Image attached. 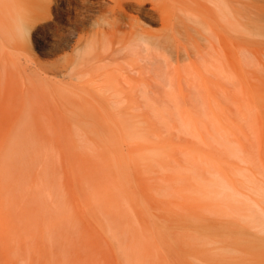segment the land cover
<instances>
[{
    "label": "rangeland",
    "instance_id": "1",
    "mask_svg": "<svg viewBox=\"0 0 264 264\" xmlns=\"http://www.w3.org/2000/svg\"><path fill=\"white\" fill-rule=\"evenodd\" d=\"M56 1L59 3L58 6H62L64 3V0ZM72 1L78 2L79 0ZM30 2L32 1L29 0L25 3L27 6H31L34 9V4ZM104 2L106 6L113 5L109 0H104ZM28 13L30 12L28 11ZM85 13V22L82 24L79 23L77 26L81 30L67 24L63 19H58L54 14L50 16L47 15L45 20L41 19L42 21L40 20L41 23H39L40 25L36 28L35 33L42 34L43 32L50 33L52 31L56 32L57 35L52 37L54 38V41L50 38L48 39V36L46 37V41L48 43L51 42L52 45H43V42L36 37L37 35L32 37L30 42L32 56L36 60L38 59L42 62H55L59 58L75 53L74 40L76 39L75 36H77V34H85L87 37H92L93 31L91 30V23L96 20H99L103 25H106V21L103 17L105 12L96 10ZM163 14H165V0H147L142 9H132L131 5L123 7L120 26L115 27L116 29L111 31L105 27L107 31L100 36V40L101 42L103 41L102 44L105 42H109V44L100 45V48L104 46V48L108 47V49L111 50L112 48H115L117 44L120 43L122 45L124 41L127 42V37L130 38L131 36L133 41L144 40L146 38L145 40L147 41L144 40V42L148 43L144 44L143 41H139L142 42L143 45H140L142 43L139 42L138 44H133V46L135 45L138 47V50H132L134 52L137 51V55H134L133 57L130 53L131 50L128 52L130 49L128 44H131L132 40L128 41V50L125 48L131 57L125 54L128 56H125V58L124 50H120L121 53H119V51V54L114 52L117 48L119 50L121 45H118L115 50L112 49L111 52L109 50L111 56L113 55L112 58H115L117 55L118 57L115 59L116 61L113 59V62L115 61L114 63L112 62L110 65L106 64L104 70V63H109L110 60V54L107 53L109 59L105 57L106 62H104L105 58L103 56H106V54H104L105 49L100 53L102 55V58L100 57L103 60L100 59L102 62L99 60V62L97 61L98 63H95V60H92V56L91 58L88 56L92 60V63L94 61L93 65H95V68L91 64L88 66V62L86 61V68L92 66L91 68H87L90 70V73L88 70H85L86 68L83 69L84 67L82 68V71L77 72L80 77L86 74L84 78H91L92 85L91 83L89 84V94H85L88 103L86 104V101L80 102V106L76 108L75 111H73V109H71L73 112L69 111L70 109L65 111L61 108L58 112V110L55 109V104L67 100L70 95L66 96L64 93L63 95L58 91L56 93L53 92L59 84L56 79L59 81L63 78H61V76L53 75L54 78L57 77L54 79L53 77H50L52 76L51 74L46 75L48 77H44V80L42 79L43 81L41 80L43 76L38 77L40 79L39 85L44 88L41 89L46 91L45 96H35L31 100L24 99L22 101L23 104L20 102V105L14 106L0 103V108L2 107L0 109L1 254H12L13 247H41L44 249L46 248L45 250L49 252L58 251L62 253L68 247H75V249H89V251H91L98 259H101L110 254V250L112 249L110 247H113V251L116 253L115 250L119 251V248L116 247H137L140 244L137 242L139 241L138 239H142L141 244H144L145 246L141 245V247H146V244L150 247V255H152L150 256V264H264V245H262V247H245L244 244H236L237 246L228 245L226 247H212L215 244L220 245L222 243L220 240H215L214 242L211 239L210 243L207 244V247H202V234H198L193 230L194 225L197 224L195 221L196 216L203 222H209L212 224L215 227L214 232L219 229L221 221L226 219V217H220L222 215L218 214L222 211L224 205L217 206L214 204L215 207L213 205L204 204L200 199L196 201L197 198L195 197L197 193L195 194L193 191L195 188V191H198L199 184H196L198 178L201 179L199 181H202L203 177H205L204 179L206 180L207 178L208 180H214L213 178H215V174L216 176L218 174H214L216 170L218 172L222 169L227 173L229 172V167H231V169L234 167V170H236L237 167L243 168L245 162L242 161L244 160L242 158L245 157V153L242 145L247 143V138H250V136L252 139L254 138L253 141L255 144V162L253 163V166H258L255 167L257 174L259 173L258 176L262 173L260 177H264V150H262L263 163L258 159V142L260 138L261 140H264V130L261 128L258 130L257 126H253L250 121L243 122V119L248 120V118L245 105L244 108L242 107L244 104L242 101L240 103L237 102L236 105L233 104V102L230 104L229 99L228 105L226 103L228 100L225 98H222L225 103L221 100L216 102L209 99L211 95H209L205 89H198L199 86L195 84V81H197L195 78H198V76L195 78L191 77L189 69L192 71V68L186 67L185 63L181 61L179 56L181 26L177 23H168L164 20ZM45 15L46 14H44V16ZM127 16L136 18L140 23V26L145 28V33L142 35L134 34L137 31L135 29L136 27L133 28V25L132 27L130 26L131 24ZM72 28L75 31H73ZM131 30H134L132 35ZM71 31L73 32V35L70 34L72 33ZM63 33L66 34L63 35ZM106 39H110L111 42L106 41ZM119 40L122 41L118 42ZM63 41L67 44H64ZM110 43H112V45ZM133 59L135 60L132 61ZM179 62L182 63L181 69L185 66L183 71L179 69ZM113 66L115 69L117 67V70L120 71L118 75L120 73L121 75L128 74L126 76H121V78L120 76H114L116 74H110L118 72L112 68ZM108 68L112 70H109ZM124 68H127V70L132 69L133 71L129 70L131 71L130 74V72H126L127 70L125 69V73L124 71H121L124 70ZM105 69H108V75H113L116 78L112 79V77L110 78V75L107 76V73H105L107 71ZM184 69L186 71H184ZM84 70L85 72H83ZM100 70L102 71L100 72ZM94 72L96 73L95 75ZM182 72H184V75ZM185 72H187L186 75ZM193 73L196 74V72ZM104 74H106L105 77L103 76ZM99 75H101V78H98L100 77ZM71 76L72 77L70 78H72V82H76V80H78L77 78H79L76 73ZM96 76L99 80L102 81L103 79V81L107 82H104L103 86H107L108 88L105 87V89H103V86L99 84ZM128 76H130L129 79L127 78ZM188 76L191 78H189L190 80H188ZM74 77H76V79ZM117 77L120 79L115 80ZM93 78L95 79L93 80ZM131 78H134L133 82ZM114 80L118 82L121 80L119 83H122L123 81L125 84L122 83L124 90H122V86L116 87L117 82L115 84ZM126 80H131L130 82L134 84H132V88L137 84V87L134 88L135 90L130 87V83L126 84ZM184 80L187 81V83H185ZM193 82L195 83L192 85L193 87L195 86V89H197L198 92L192 87L191 83ZM111 83L114 84L112 85ZM93 85L96 86V89ZM110 85L113 88H111ZM188 85L191 86L189 87ZM129 87L133 90V93H130L131 91L129 90ZM1 88H5V90H1ZM1 88L0 94L2 97L6 98V101L15 97L16 94H19V88L17 90L13 87L7 88L1 86ZM98 88H100L99 91ZM114 88H116L117 91L119 88L121 90L119 89L117 93H113L116 92V89L114 90ZM10 89L12 92H10ZM202 89L206 92H203ZM110 90L113 91L111 92L113 95L115 94L116 97L111 94ZM7 91L10 95H7ZM199 91H201L203 95H201ZM128 92L129 94L127 96ZM107 93L112 96H107ZM198 94L202 96V98L206 96V103L200 101L197 97ZM89 95H91L94 100H92L91 97L89 98ZM119 95H122V97L123 95H126L129 98L128 102L126 96L120 98ZM131 95H134V98H136V101L133 100L134 98L132 99L135 101L132 102L133 104L130 99ZM143 95H145V100H143ZM112 97H114L113 100H116L115 98L118 100L125 99L123 100L125 101L124 103L121 100L122 103L117 100V106L120 103L122 106L123 104L124 106H129L128 108L127 106L122 108L123 113L120 111V107H122L121 105H119L120 109L117 106H114V108L117 109L116 111L122 114L121 116L120 113H116V111H114L115 109L112 108V105L114 104L112 103L113 100L111 102ZM146 97H148V99H146ZM108 99H110L109 102L107 101ZM95 101L97 103H95ZM24 102L26 104H24ZM110 102L112 103L111 105ZM209 102H214V104L212 103L214 107H212ZM130 104L132 107H130ZM48 106L49 108H47ZM126 108L128 109L127 112L129 114L132 115L133 113L134 115H132L131 119H128V117L130 118V115L124 117L125 119L122 118L125 116L124 113L127 110ZM48 109H50V113L48 112ZM130 109H132V111ZM87 111L90 113H87ZM12 112L15 113L16 116L18 115V117L14 116L15 114ZM104 112H106V116L103 114ZM243 113L245 115H243ZM95 115L96 117H94ZM118 115L120 117H118ZM23 116H25V118ZM36 116L39 117V120ZM22 117L25 119V122L22 120ZM41 118H44L43 123H41ZM18 119L19 123H21L20 125H17L19 124ZM48 121L52 124L46 125ZM130 122L131 125L128 126ZM242 122L243 124H246L243 125ZM25 123L27 124L25 125ZM22 124H24V126H22ZM28 124L29 126L31 125L30 128L28 127ZM48 125H50L48 128H50L51 125H53L54 128H52V130L50 129L47 133L48 130L46 127ZM17 126H19V128ZM20 126L22 129L25 127L28 133L25 134V131H22L24 133L22 134L20 130L21 134L18 133V129H21ZM218 127H220V129H218ZM226 127L230 131L226 129ZM75 128L82 129V132L78 130L77 133ZM15 129H17V131ZM74 129L76 130V133H74ZM115 129H117V131ZM213 129L217 131L215 133L222 134V136L223 133L221 129L223 130L228 142L223 140L226 143L221 141L223 142L221 145L224 143L229 146L231 145V147L223 145L228 150L217 145V147L220 146L218 147V150H225L224 156L222 155L223 153H221L222 156L218 153L220 151L217 152L216 147L215 149H210V147L220 144L218 141V143H215L216 140L214 141V139L217 138H213L212 141L204 139V137L209 135L210 131ZM241 129L243 132L240 131ZM248 129L254 130H250L251 133H249V136L247 133ZM36 130L39 132L37 135L35 134L37 132ZM228 131V134H231L230 136H233L234 139L230 136L228 137ZM83 132L84 139L83 137H80ZM237 132L239 135H237ZM212 133L210 135H212ZM241 133L243 136H240ZM17 134L18 136L20 135V137H18ZM234 135H237L236 137L240 136L241 138L239 137L235 139ZM214 136L216 137V135ZM207 137L208 139L212 138V136H206V139ZM217 137H220V135ZM242 137L244 138L242 139ZM80 138L83 140H80ZM169 138L173 140H170ZM225 138L221 137L218 140ZM238 139L240 141L235 142ZM91 142H93L95 147ZM231 142H234V144ZM140 144L146 145V148L133 151ZM237 147H239L238 153L241 150L239 154H244V157L242 156V158H239L241 155L236 153L237 151L234 152ZM94 150L97 151L95 152ZM214 151L217 155L216 153H213ZM228 152H230L231 155H229ZM209 153H211V155ZM212 153L215 155L214 157ZM234 153H236L238 157L236 155V157H234ZM204 154L207 155L205 156ZM225 154L227 156L229 155V159ZM95 156L98 158H95ZM230 156L239 158L240 161ZM162 158L164 159L162 160ZM172 159L177 161V164L179 165L176 166L175 164L176 167L174 165L171 166L173 162L175 163ZM167 164L168 168H166ZM213 164L214 167L212 166ZM177 176L180 177L178 178ZM185 177L193 178H188L187 180ZM175 178L178 180V182L175 181L177 185L173 182L174 180H172ZM193 183L198 186L194 187L195 184ZM114 184H116V186ZM188 184L192 185L194 188L191 187L190 189V185L188 186ZM182 187L183 191L181 189ZM190 190L191 193H193L192 195H190ZM171 191L172 193H170ZM14 193L16 195H14ZM198 193V195L201 196L203 194H200L199 191ZM32 199H34L33 202L31 201ZM34 202L37 204H34ZM143 204L144 209L142 207ZM209 206L212 207V209ZM217 207L220 209L217 210ZM39 209L42 212L39 211ZM211 210H215L217 213H214ZM202 212L205 213V215ZM147 213L149 217L147 216ZM43 221L44 224H47L46 226L41 225ZM151 222H153V224ZM149 223L151 225H149ZM150 226L151 228L153 226L154 231H152L153 229H151ZM138 231L141 232L139 233ZM160 231H162L163 234H160ZM250 231L254 234L253 236H255V239L257 237L264 238V233H256L254 228H250ZM137 232L144 237V241ZM197 236H200L201 239H197ZM156 242L158 244H156ZM192 242H195L196 244L194 245ZM151 248H154L155 251Z\"/></svg>",
    "mask_w": 264,
    "mask_h": 264
},
{
    "label": "bare ground",
    "instance_id": "2",
    "mask_svg": "<svg viewBox=\"0 0 264 264\" xmlns=\"http://www.w3.org/2000/svg\"><path fill=\"white\" fill-rule=\"evenodd\" d=\"M26 1H29V0H0V88H1V86L7 87V88L13 87V88H15V90H17L19 88V91H18L19 94L18 95L16 94L15 97H13L7 101L5 100L6 98L2 97V95L0 94V103H2V104L6 103L8 105L14 106V105H20V102L23 104L22 101L24 99L31 100L35 96H40V97L45 96L46 91L43 90L44 88L39 85L40 79L38 77L43 76L41 78V80L42 79L44 80V77H48L46 75L51 74L52 75V76H50L51 78L52 77L54 78V76H61V78H63L59 81H58V79H56L57 82H59V84L57 85L55 91H53V92L56 93L58 91L60 94L64 93L66 96L70 95V97L67 100H64V101H61L60 103L55 104V109L58 110V112L60 111L61 108H63V110H65V111H68L70 109L69 111L73 112V111H75L76 108H78L80 106L79 105L80 102L86 101L87 97L85 96V94H87V95L89 94L88 87H89V84L91 83V78H84V76L86 74H84L83 72H85V70H88V72H89L90 70L87 68H91L92 66L86 68V66H87L86 61L88 62V66H89V64H91V65L94 64V61L92 63L93 59L95 60V63H98L99 60L102 58V55L100 53H102L104 51V49H105V52L107 49V52L106 53L104 52V54H106V56L104 55L103 57L108 58L107 56H109V55H107V53L110 54L112 49L115 50L116 47H118V45L119 46L121 45L119 43V44H117V46L115 48H112L111 50L108 49V47L104 48V46L100 48V45L109 44V42H105V41H104L105 43L102 44L103 41L101 42L100 36L105 34L107 29H110V31H111L113 29H116L115 27L120 26L121 13H122V9L124 6L131 5L132 9H134V8L142 9L147 0H109L113 3V5H108V6L105 5L104 0H94V1L93 0H79L78 2L72 1V0H64L63 1L64 3L62 6H58L59 3L56 0H31L32 2H30V3L34 4V6H35L34 9L31 6L30 7L27 6L25 3ZM96 10L97 11L100 10L101 12H105V15L103 17H104V20L106 21L107 26L103 25L101 22H99V20H96L95 22L91 23V30L93 31V35L91 34L92 37H87V36H85V34H77V36H75L76 39L74 40V50L76 51L75 53H72V54L65 56L63 58H59L55 62H42L38 59L36 60L32 56L31 51H30L32 48L31 44H30L32 37H35V35H37L36 37L39 38L43 42V45L44 44L52 45L51 42L48 43L46 41V37L48 36V39L50 38L51 40L54 41V38H52V37L57 35L56 32H52V31L50 33H46V32L42 31L43 32L42 34L41 33H35L36 28L40 25L39 23H41L40 22L41 19L45 20L47 15L50 16V15L54 14L58 19H63L65 22H67V24L74 26V28L76 27L77 29H80L77 26L79 23L82 24L83 22H85V20H86V17H85L86 13L85 12L96 11ZM28 11L30 13H28ZM44 14H46V15L44 16ZM163 16H164V20H166L168 23H171V24L177 23L181 26V27L179 26L181 28V44H180V49H179V53H180L179 56L181 58V61L185 63L186 67H190V68H192V71L194 70L193 72H196L197 75L194 74L189 69V71L191 72V74L189 73L191 75V77L195 78L196 76H198V78H195L197 81H195V79H194V81L196 83L193 82V83H191V85L192 84L194 85V83H195V84H197V86H199V88L196 87L199 90L201 88L205 89L209 93V95H211L209 99L210 100L212 99L213 101H216V102H219L220 100L223 101L222 98H225L227 100L229 99L230 104L233 102V104H235V105L237 104V102L240 103L242 101L244 103L242 107L244 108V105H245L246 115L248 118V120L243 119V122L250 121L253 126H257L258 130H260V128L264 130V0H165V14H163ZM127 17H128L129 22L131 24L130 26L132 27V25H133V28L136 27L135 29L137 30L135 33H134V30H131V35L133 33L134 34H140V35L145 33V31H146L145 28L140 26V23L138 22V20L136 18L129 17V16H127ZM105 27L107 29H105ZM72 30H73V28H72ZM73 31H75V30H73ZM68 32H70V31H68ZM82 32H83V30H82ZM64 34H66V33H63V35ZM70 34L73 35V32ZM131 37L130 38L127 37L128 41L132 40ZM134 37H133V39L135 40L136 37L135 38ZM141 37H143V36H141ZM139 39H141V38H139ZM70 40H71V38H70ZM144 40H135L136 42L132 40V42H131L132 45L128 44V41L127 42L124 41V43L119 47V50L117 48V50L114 52L119 54V53H121L122 50H124L126 52V53L124 52V57L125 56L131 57L128 54V52L131 50L130 53L133 57L134 55H137V51L134 52L132 50L133 49L138 50V47L135 45L133 46V44H136V43L138 44L139 41L144 42ZM106 41L111 42L110 39H108V40L106 39ZM120 41H122V40H119L118 42H120ZM145 41H147V40H145ZM63 43H64V41H63ZM139 43H142V42H139ZM146 43H148V42H144V44H146ZM64 44H67V43H64ZM110 44L112 45V43H110ZM127 44L130 46L129 50H128L129 46H127ZM140 45H143V43ZM45 46H47V45H45ZM105 46H107V45H105ZM125 48H127L128 52L125 50ZM109 50H110V52H109ZM114 52H113V54H114ZM117 54H115V55H117ZM125 54H127L128 56ZM88 56L90 58L92 56V60ZM112 56H111V54L109 56L110 60H112V61L109 60V63H104L105 65H103L104 66L103 70H104L106 64L110 65V63L113 62V59L115 60L118 57V55L115 56V58H112ZM120 56H122V55H120ZM106 58L104 59V62H106L105 61ZM134 60L135 59H133L132 61H134ZM180 62H179V65H180L179 69H181V66H182V63H180ZM94 66L95 65H93V67ZM100 66H102V65H100ZM82 68L83 69L86 68V69L83 72H81L84 74V76L81 75L82 77H80L77 72L82 71ZM112 68L115 69L114 66ZM119 68H121V67H119ZM183 68L181 69L182 71H183ZM108 69H105V70L107 71ZM122 69H123V67H122ZM125 69L127 70V68H124V70H121V71L125 72L126 71ZM186 69H188V68H186ZM98 70H99V68H98ZM109 70H112V69H109ZM115 70H117V67ZM129 70L133 71L132 69H128L126 72H128ZM101 71L102 70H100V72ZM131 71H129L130 74H131ZM184 71H186V70L184 69ZM108 72L109 71L105 72V73H107V76H109L110 74H116L114 76H120V78H121V76H126L128 74L125 72L126 75L125 74L121 75V73L118 75V73L120 72V71H118L117 73L116 72L110 73L108 75ZM75 73L77 74V76L79 78H77L78 80H76V82H72V78H70V77H72L71 75L75 74ZM182 73L184 75V72H182ZM186 73L187 72H185V75H186ZM95 74L96 73L94 72V75ZM192 75H194V76H192ZM88 76H86V77H88ZM99 76L100 77H98V78H101V75H99ZM103 76L105 77L106 74H104ZM114 76L110 75V78L111 77H112V79L116 78ZM130 76H128L127 78L129 79ZM76 77H74V78L76 79ZM55 78H57V77H55ZM67 78L69 79V81ZM81 78H84V79H81ZM96 78H97V76H96ZM98 78H97V80H98L99 84H101L103 86L104 85L103 83L105 81H103V79L101 81ZM120 78L117 77V79H115V80H118ZM189 78L190 77L188 76V80L191 79V78L190 79ZM65 79H67V80H65ZM70 79H71V81H70ZM94 79L95 78H93V80ZM107 79H109V78H107ZM133 79H132V82H133ZM198 79H199V81H198ZM181 80L183 81L182 78H181ZM185 80H187V79H185ZM185 80H184V82L187 83L188 80L187 81H185ZM130 81L131 80H129V81L126 80V82H127L126 84L130 83L131 85L130 84L129 85L131 87L133 83ZM110 82H111V80H110ZM116 82L119 85H117ZM119 82H121V80H119ZM119 82L118 81L114 82L116 84V87L122 86L121 88H123L124 82L122 81L123 84L119 83ZM190 82H192V81H190ZM105 83H107V82H105ZM114 83H111V84L113 85ZM142 83H144V82H142ZM99 84H97V85H99ZM41 85H43V84H41ZM91 85H92V83H91ZM95 85H93L94 88L96 87ZM101 85H99V86H101ZM108 85H109V83H108ZM136 85L137 84H135V87L133 86V88L132 87L131 88L132 89L136 88L137 87ZM144 85H146V84H144ZM148 85H149V83H148ZM191 85H188V86L190 87ZM193 85H192V87H193ZM105 87L108 88L107 86H105ZM105 87L103 86V89H105ZM130 87H129V90L131 92L129 90L128 91L130 93H133L132 92L133 90H131ZM41 88H43V89H41ZM100 88H98V91ZM111 88H113V87L111 86ZM193 88L195 89V86ZM115 89L116 88H114V90ZM119 89H118V91H119ZM203 89H202V91L206 92ZM1 90H5V88L4 89L1 88ZM112 90H110V92ZM122 90H124V88ZM195 90H197V89H195ZM118 91L116 89V92H113V93H117ZM10 92H12L11 89H10ZM112 92H111V94L113 95ZM129 92L127 93V96L129 94ZM197 92H198V90H197ZM199 92L201 93V95H203V93L201 91H199ZM2 93H3V91H2ZM109 93H107L108 94L107 96H109V97L112 96V95H109ZM199 94L197 95V97L200 99V101H204L206 103V101H205L206 96L203 97L204 98V100H203L202 96H200ZM7 95H10V94H8V91H7ZM113 96L116 97L115 94ZM125 96L126 95H123V97H122V95H121L120 98H124ZM127 96H126V99L128 98ZM144 96L145 95H143L142 97H144ZM1 97H2V99H1ZM88 97L90 98L91 95H89ZM114 97H112L111 102L114 99ZM133 98H134V95H131L130 96L131 103L136 101L135 100L136 98H134V99ZM91 99L94 100L92 97H91ZM115 99L116 100H113V102H112V103H114L112 105V108H114V106H117L116 102L118 99L117 98H115ZM132 99L135 101H133ZM137 99H139V98H137ZM146 99H148V97H146ZM109 100L110 99H108L107 101L109 102ZM120 100L121 99H119L118 101H120ZM123 100H125V99H122L121 101H123ZM128 100H129V98L127 99V102H128ZM143 100H145V97ZM229 100H228V102L226 101L227 104L229 103ZM111 102H110V105L112 104ZM120 102H118V103H120ZM124 102L125 101H123V103ZM234 102H236V103H234ZM87 103L88 102L86 101V104ZM95 103H97V102L95 101ZM121 103L119 105H121ZM209 103L211 104L212 107H214L212 105V103L214 104V102H209ZM223 103H225V102L223 101ZM24 104H26V103L24 102ZM28 105H30V104H28ZM119 105L117 106L118 108H119ZM123 106H124V104H123ZM123 106L120 107L121 108L120 111L122 113H123L122 108H125L127 105L124 107ZM128 107L129 106H127V108ZM130 107H132L131 104H130ZM47 108H49V106ZM238 108H239V106H238ZM71 109H73V111ZM114 109H115L114 111L117 110L116 108H114ZM15 110H16V108H15ZM48 110L47 111L50 113V109H48ZM100 110H102V109H100ZM130 110L132 111V109H130ZM127 111H128V109L124 113L125 116L122 117L123 119H125L124 117H127L129 115H130V118L128 117V119L132 118L133 113L130 112V113H132V115H131ZM214 111H216V110H214ZM88 112L89 111H87V113ZM16 113H17V111H16ZM105 113L106 112H104L103 114L106 116ZM116 113H120V112L116 111ZM218 113H220V112H218ZM13 114H15V113H13ZM32 114H33V112H32ZM220 114H222V113H220ZM220 114H218V115H220ZM107 115H108V113H107ZM115 115H117V114H115ZM121 115L122 114L120 113V116ZM243 115H245V114L243 113ZM14 116H16V114ZM87 116H88V114H87ZM120 116L118 115V117H120ZM16 117H18V115ZM23 117L25 118V116H23ZM23 117H22V120L24 121L25 119H23ZM94 117H96V115ZM137 117H138V115H137ZM215 117H214V119H215ZM241 117H243V116H241ZM37 118L39 120V117H37ZM122 118H120V119H122ZM30 119H31V117H30ZM40 120H42L41 123H43L44 118L43 119L41 118ZM3 121H5V120H3ZM143 121H144V119H143ZM143 121H139V122H143ZM28 122H30V121H28ZM93 122H95V121H93ZM93 122H91V123H93ZM109 122H110V119H109ZM243 122H242V124H243ZM18 123H19V119H18ZM27 123H25V125ZM20 124L21 123H19L17 125H20ZM47 124H52V123H49V121H48V123H46V125ZM218 124H220V123H218ZM244 124H246V123H244ZM87 125H89V124H87ZM111 125H112V122H111ZM129 125H131V122L128 124V126ZM22 126H24V124H22ZM49 126L50 125H48L46 127L48 130L47 133L49 132L50 129L52 130V128H54L53 125H51V127L48 128ZM132 126H133V123H132ZM17 127L19 128V126H17ZM28 127L30 128L31 125L29 126V124H28ZM43 127H45V126H43ZM26 128H27V126H26ZM146 128H147V125H146ZM214 128H215V126H214ZM23 129H22V127H21V129H18V133H20V131L22 134H24L22 131H25V134L28 133V131H26L27 129H25V127H23ZM34 129H36V128H34ZM75 129L73 130L74 133H76V130H77V133H78V130H80V131L82 130V129H76V130ZM88 129H90V128H88ZM91 129H93V128H91ZM218 129H220V127H218ZM226 129H228V128L226 127ZM15 130L17 131V129H15ZM115 130L117 131V129H115ZM213 130L210 131L209 135H206L209 137L212 136V138L208 139V137H207V139H206V136L205 137L203 136V137L207 141L208 140L212 141L213 138H217V139H214V141L216 140L215 143L220 142V144H216L215 146L210 147V149H212V148L215 149V147H216L217 152L220 151L218 153H220V155H221V153H223L222 155L224 156V153H225L224 151L227 149L225 146L231 147V145L229 146V145L225 144L226 143L225 141H227V139L225 138L226 136H225L222 129H221V131L223 133V136H222V134L215 133V132H217L215 130L213 132ZM250 130L248 129L249 132L247 131L248 136H249V133H251ZM80 131H79V133H80ZM118 131H119V128H118ZM218 131H220V130H218ZM229 131L227 132V134L229 133ZM240 131H242V129ZM251 131H254V130H251ZM29 132H30V130H29ZM44 132H45V130H44ZM37 133L39 134L38 131L35 134L37 135ZM211 133H212V135H210ZM218 133H220V132H218ZM118 134H119V132H118ZM83 135H84V132H83L82 136L80 135V137H83ZM214 135H216V137ZM218 135H220V137H217ZM230 135L231 134H228V137ZM237 135H239L238 132H237ZM241 135H242V133L240 134V136ZM17 136H18V134H17ZM236 136H235V139L240 137V136L239 137H236ZM18 137H20V135ZM21 137H23V136H21ZM167 137H169V136H167ZM221 137H224L225 139L218 140ZM230 137L233 138V136H230ZM122 138H123V136H122ZM232 138H231V140L233 141L234 138L233 139ZM243 138L244 137H242V139ZM83 139H84V137H83ZM83 139L80 138V140H83ZM132 139H131V141H132ZM253 139L250 136V138H247L248 141L246 144L242 145L240 143L242 145L243 151L245 153V157L243 156L244 154L243 155H241L242 153L239 154L241 152L240 149H239L240 152L238 153V148L240 146L235 148L236 150L233 149L234 152L237 151L236 153L241 155L239 158H242V156L244 157V158H242V159H244L242 161L245 162V166H244L245 168L244 167L243 168L237 167L236 170H234L233 169L234 167H232V169H231V167L228 166L229 172H227V173L224 172V170H222V169H220L218 172L215 169L216 171L214 172V174L215 173H218V174H217V176L215 174V178H213L214 180H208L207 177H206L207 178V180H206V179H204L205 177H203V180H202L203 182L199 181V180H201L199 178H198L197 182L195 181L196 184L197 183L199 184V186L197 185L199 187L198 191L200 192V194L203 193L202 196L198 195L199 194L198 191L197 192L195 191L196 188L194 189V191L192 189L193 193H195V194L197 193L196 197L194 195V197L197 198L196 201H198L200 199L206 205H213V206H215L214 204H216L217 206L224 205L222 208V211H220V213H218V214L222 215L220 217H226V219H223L221 221V224L219 225L220 226L219 229L215 230V232H214L215 227L212 224H210L209 222H203L200 218H198L196 216L195 221L197 222V224L194 225L193 230H195L198 234H202V236H203L202 239L200 236H197V239L198 238L201 239V242L203 243L202 247H207V244L210 243L211 239L214 242H215V240L216 241L220 240L222 243L220 245L215 244L212 247H226L228 245H236V244H244L245 247H262V245H264V238L263 237H261V238L257 237L255 239L254 238L255 236H253L254 234H252V232L250 231V228H254L256 233H259V234L264 233V177L263 178L260 177L262 175V173H260L261 175L258 176L259 173L257 174V170L255 168L258 166H255V167L253 166V163L255 162L254 161L255 144H254ZM170 140H173V139H170ZM223 140H225V141H223ZM131 141H130V143H131ZM221 141H223L225 143L221 145V143H223ZM237 141L239 142L240 140L238 139L235 142H237ZM209 143H212V142H209ZM231 143L234 144V142H231ZM91 144H93V142H91ZM240 144H238V145H240ZM217 145L222 146L221 148H223L225 150L224 151H223V149L218 150V147H220V146L217 147ZM223 145H225V146H223ZM258 145H259L258 159L261 163H263L262 162V150H264V140H261V138H260ZM113 146H114V144H113ZM94 147H95V145H94ZM163 147H165V146H163ZM141 148L145 149L146 145L140 144L133 151L141 150ZM97 149H98V147H97ZM210 149H209V151H210ZM89 150H92V149H89ZM170 151H172V150H170ZM215 151L213 153H216ZM221 151H223V152H221ZM160 152H163V151H160ZM230 152H228L229 155H231ZM236 153H234V157L237 156ZM91 154H92V152H91ZM126 154H127V152H126ZM209 154L211 155V153H209ZM204 155L206 156L207 154H204ZM216 155H217V153H216ZM220 155H218V156H220ZM229 155L228 156L226 155V157H228V159H229ZM205 156H204V158H205ZM214 156L215 155L213 154V157ZM230 157H233V156H230ZM95 158H98V157L95 156ZM123 158H122V160H123ZM164 158H166V157H164ZM164 158H162V160ZM233 158H231V159H233ZM239 158H234V159H236V160L238 159V161H240ZM173 161H175V160H173ZM240 163H242V162H240ZM151 164H152V161H151ZM175 164H176V166L179 165V164H177V161H175V163L173 162L171 164V166L172 165L175 166ZM214 164L212 165L213 167H214ZM209 165H211V164H209ZM147 167H148V165H147ZM224 167H225V165H224ZM166 168H168V164H167ZM177 177L179 178L180 176H177ZM185 178H187V180H188V178L192 179L193 177L192 178L185 177ZM172 180H174L173 182H175V181L178 182V180L176 178L172 179ZM199 182L200 183L202 182L201 185ZM175 183H173V184H175ZM193 184H195V183H193ZM196 184L194 187H197ZM114 185L116 186V184H114ZM176 185H177V183H176ZM189 185L190 184H188V186ZM191 187H193V186L190 185L189 188L191 189ZM181 189L183 191V187ZM96 191H97V189H96ZM170 193H172V191ZM193 193H191V190H190V195H192ZM14 195H16V194L14 193ZM119 196H121V195H119ZM95 197H97V196H95ZM190 197H192V196H190ZM122 198H121V200H122ZM33 200L34 199H32L31 201L33 202ZM140 201H139V203H140ZM36 202H34V204H37ZM141 203H142V201H141ZM69 205H71V204H69ZM40 207H41V205H40ZM142 207L144 209V204ZM210 208L212 209V207H210ZM40 209H39V211L42 210V209L41 210ZM218 209H220V208L217 207V210ZM211 211H213L214 213L215 212L217 213V211H215V210H211ZM38 214H39V212H38ZM45 214H46V212H45ZM203 214L205 215V213H203ZM41 215H42V213H41ZM147 216L149 217L148 213H147ZM217 217H218V215H217ZM66 218H68V217H66ZM37 220H39V219H37ZM44 221L41 225L46 226L47 224H44ZM41 222H42V220H41ZM151 223L153 224V222H151ZM149 225H151V224L149 223ZM137 227H139V226H137ZM150 228H151V226H150ZM151 229H153V226ZM42 230H44V229H42ZM0 231H1V228H0ZM152 231H154V229ZM138 232H137V234H138ZM152 233H154V232H152ZM160 234H163V232L160 231ZM138 235H140V234H138ZM140 237L143 238V241H144V237H142L141 235H140ZM138 240H139V241H137L138 244L140 243L138 246H140V247H138V246L137 247H116V248H119V251L115 250L116 253L113 251L114 250L113 247H110V248H112L110 250V254H108L106 257H103L101 259H98L91 251H89V249H86V248L75 249V247H73V248L68 247L62 253V252H58V251H52L51 249H49V250H51L52 252H49V251L45 250L46 248L44 249L41 247H13L12 248L13 251L11 252L12 254L4 255V254H1V252H0V264H150V261H151L150 256H152V255H150V247H148L147 244H146V247H141V245H142L141 240L142 239L141 240L138 239ZM156 244H158V243L156 242ZM192 244L195 245L196 243L192 242ZM9 245H10V243H9ZM136 245H137V243H136ZM246 245H249V246H246ZM142 246H145V245L143 244ZM157 246H160V245H157ZM151 249L153 250L154 248H151ZM154 251H155V249H154Z\"/></svg>",
    "mask_w": 264,
    "mask_h": 264
}]
</instances>
